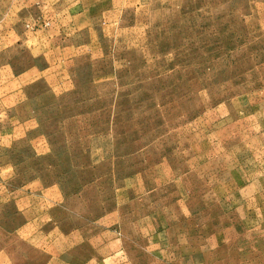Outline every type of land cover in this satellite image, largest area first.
Returning <instances> with one entry per match:
<instances>
[{
    "label": "rangeland",
    "instance_id": "obj_1",
    "mask_svg": "<svg viewBox=\"0 0 264 264\" xmlns=\"http://www.w3.org/2000/svg\"><path fill=\"white\" fill-rule=\"evenodd\" d=\"M3 19L0 264H264V0Z\"/></svg>",
    "mask_w": 264,
    "mask_h": 264
},
{
    "label": "crops",
    "instance_id": "obj_2",
    "mask_svg": "<svg viewBox=\"0 0 264 264\" xmlns=\"http://www.w3.org/2000/svg\"><path fill=\"white\" fill-rule=\"evenodd\" d=\"M6 34H7L6 26H5V21L3 19L0 20V53L6 46ZM3 60H4L3 57L0 55V63L3 62Z\"/></svg>",
    "mask_w": 264,
    "mask_h": 264
}]
</instances>
